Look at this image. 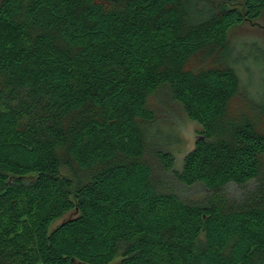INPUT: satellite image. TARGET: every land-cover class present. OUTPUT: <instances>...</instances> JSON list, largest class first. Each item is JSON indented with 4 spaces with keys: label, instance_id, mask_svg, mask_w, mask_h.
I'll list each match as a JSON object with an SVG mask.
<instances>
[{
    "label": "trees",
    "instance_id": "16d2710c",
    "mask_svg": "<svg viewBox=\"0 0 264 264\" xmlns=\"http://www.w3.org/2000/svg\"><path fill=\"white\" fill-rule=\"evenodd\" d=\"M263 11L0 0V264H264V132L229 38ZM172 105L200 127L180 168Z\"/></svg>",
    "mask_w": 264,
    "mask_h": 264
},
{
    "label": "rangeland",
    "instance_id": "374dc122",
    "mask_svg": "<svg viewBox=\"0 0 264 264\" xmlns=\"http://www.w3.org/2000/svg\"><path fill=\"white\" fill-rule=\"evenodd\" d=\"M229 38L237 53V60L240 59L237 73L243 93L240 94L238 109L246 112L264 132V11L256 21L244 23L231 30ZM172 110V118L167 119L173 120L176 134L181 139L180 145L172 147L176 156V167L180 168L183 156L192 149L195 139L200 136V127L189 121L178 106L172 105ZM62 173L66 174L64 170ZM179 190L182 195L194 200L206 193L201 185L179 187ZM227 191L231 195L240 193L234 185L228 186ZM119 258L118 256L111 264H117Z\"/></svg>",
    "mask_w": 264,
    "mask_h": 264
}]
</instances>
